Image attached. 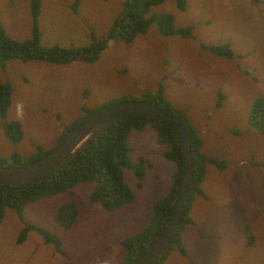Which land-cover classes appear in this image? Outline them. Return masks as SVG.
Masks as SVG:
<instances>
[{"label":"rangeland","instance_id":"obj_1","mask_svg":"<svg viewBox=\"0 0 264 264\" xmlns=\"http://www.w3.org/2000/svg\"><path fill=\"white\" fill-rule=\"evenodd\" d=\"M31 1L0 0V25L10 39L31 38ZM75 1L39 0V45L105 47L93 63L4 61L0 81L11 93L4 118L19 123L23 137L13 144L0 131V160L13 153L29 157L39 147L51 150L88 113L122 100L142 101L161 86L166 101L190 120L200 150L227 162L224 169L207 164L204 197L193 198L192 223L179 235L184 254L178 241L161 264H264V122L251 120L254 101L264 100V0H183V10L165 0L145 17L171 14L174 27L190 29L192 37L164 36L153 21L128 44L110 37L126 0H78L74 13ZM201 43L226 45L232 57L214 56ZM17 103L24 105L22 120L16 118ZM127 138L129 161L134 166L144 160L141 179L133 169H121L131 203L103 209L91 200L95 183L79 182L26 205L21 216L7 208L0 223V264H121V242L149 224L176 171L152 128L131 130ZM70 200L77 213L64 227L55 214ZM25 224L48 231L58 249L35 231L17 244Z\"/></svg>","mask_w":264,"mask_h":264},{"label":"trees","instance_id":"obj_2","mask_svg":"<svg viewBox=\"0 0 264 264\" xmlns=\"http://www.w3.org/2000/svg\"><path fill=\"white\" fill-rule=\"evenodd\" d=\"M164 1L126 0L124 12L116 19L111 29V39H119L127 44L131 43L135 37L144 34L153 21L157 23V31L164 36L177 34L183 38L190 37V29L174 27L171 14H159L153 18L145 17V13L149 8L160 5ZM175 1L178 9L183 10L184 1ZM77 2L78 0L74 2L71 8L74 13H77ZM30 9L32 17L31 38L22 42L10 39L0 25V68L2 70L4 69V61L9 59H20L23 62L42 60L57 65H65L71 62L93 63L97 59L99 51H102L105 47L104 43H99L98 45L93 44L83 48H63L59 46L49 48L41 47L39 45L40 33L38 29L39 0H32ZM200 46L214 56L224 58L232 57V52L226 45L206 47L205 44L201 43ZM10 96L11 93L8 87L0 81V131L6 140L16 144L23 137L21 126L17 122H9L4 118L10 105ZM142 101L153 104L170 115L184 128L191 142L192 172L184 200L181 220L170 248L155 263L161 264L164 257L170 252L172 245L174 243L178 244L179 235L183 231L184 226L192 223L188 214L191 211L193 198L196 195L204 197L200 186L206 173L207 164L210 163L218 169H224L227 166V162L213 156H207L200 150L201 141L193 129L190 120L184 112L178 110L166 101L161 86L158 88L155 96H145ZM89 112L92 111L89 110ZM92 113H88L85 118L71 124L63 133V136ZM259 116L260 119H258ZM251 120L264 122V100L256 99L254 101ZM146 126L152 128L156 133L157 143L166 147L163 156L176 165V171L173 176L174 182L169 193L156 202L149 224L139 234L121 242V246L126 251L121 264H134L136 259L162 233L168 222L182 166L180 146L175 133L168 125L150 117H130L117 122L91 141L84 149L63 163L55 174L40 183L25 188L0 186V223L5 209L9 208L18 216H21V211L26 205L40 198L65 192L79 182L95 183L91 200L99 202L103 209L112 210L117 205L121 206L131 203L134 200L133 193L124 183L121 169H133L135 177L141 179L143 177L144 167L142 164L144 160L140 159L139 163L134 166L129 161L127 137L131 130L142 131ZM49 151L42 150L39 147L34 155L24 158L17 153H13L8 159H1L0 165L10 167L26 165L37 161ZM75 209L74 201L70 200L66 202L56 211L55 220L60 225L69 227L76 216L77 211ZM30 231H35L43 238L44 243L52 244L56 250L58 249V239L48 231L29 224H25L22 231L18 234L16 243L21 244L24 242ZM178 247L180 252L184 254V250L180 246V241Z\"/></svg>","mask_w":264,"mask_h":264},{"label":"water","instance_id":"obj_3","mask_svg":"<svg viewBox=\"0 0 264 264\" xmlns=\"http://www.w3.org/2000/svg\"><path fill=\"white\" fill-rule=\"evenodd\" d=\"M137 116L150 117L168 125L177 137L182 158L181 173L168 222L162 233L134 262V264H155L168 251L178 231L192 172L191 142L187 132L157 106L144 101H121L91 114L66 133L46 155L37 161L18 167L0 165V186L25 188L42 182L114 124Z\"/></svg>","mask_w":264,"mask_h":264},{"label":"clouds","instance_id":"obj_4","mask_svg":"<svg viewBox=\"0 0 264 264\" xmlns=\"http://www.w3.org/2000/svg\"><path fill=\"white\" fill-rule=\"evenodd\" d=\"M16 118L22 120L24 118V105L22 103L16 104Z\"/></svg>","mask_w":264,"mask_h":264},{"label":"crops","instance_id":"obj_5","mask_svg":"<svg viewBox=\"0 0 264 264\" xmlns=\"http://www.w3.org/2000/svg\"><path fill=\"white\" fill-rule=\"evenodd\" d=\"M42 44V42H41V38H40V45Z\"/></svg>","mask_w":264,"mask_h":264}]
</instances>
